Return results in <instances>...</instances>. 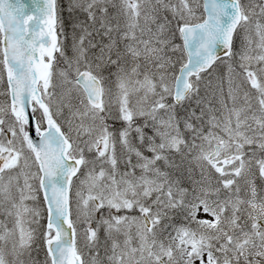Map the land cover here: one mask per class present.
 <instances>
[{
	"label": "snow or ice",
	"instance_id": "obj_1",
	"mask_svg": "<svg viewBox=\"0 0 264 264\" xmlns=\"http://www.w3.org/2000/svg\"><path fill=\"white\" fill-rule=\"evenodd\" d=\"M0 264H264V0H0Z\"/></svg>",
	"mask_w": 264,
	"mask_h": 264
}]
</instances>
